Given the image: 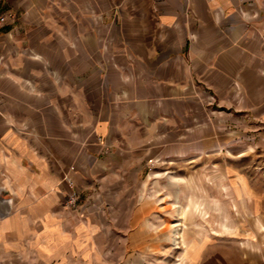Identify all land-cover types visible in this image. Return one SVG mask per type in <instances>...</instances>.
Here are the masks:
<instances>
[{
	"label": "crops",
	"instance_id": "1",
	"mask_svg": "<svg viewBox=\"0 0 264 264\" xmlns=\"http://www.w3.org/2000/svg\"><path fill=\"white\" fill-rule=\"evenodd\" d=\"M5 12L0 264H103L100 234L120 232L107 219L121 203L135 215L154 137H184L216 99H256L264 122V0H0Z\"/></svg>",
	"mask_w": 264,
	"mask_h": 264
},
{
	"label": "rangeland",
	"instance_id": "2",
	"mask_svg": "<svg viewBox=\"0 0 264 264\" xmlns=\"http://www.w3.org/2000/svg\"><path fill=\"white\" fill-rule=\"evenodd\" d=\"M255 101L211 100L188 114L184 137L174 131L153 138V154L138 174L135 215L125 216L124 202L120 216L107 219L120 232L100 234L101 263L264 264V122L256 118ZM221 210L229 231L221 229ZM180 224L187 238L197 239L194 261L181 258Z\"/></svg>",
	"mask_w": 264,
	"mask_h": 264
},
{
	"label": "built area",
	"instance_id": "3",
	"mask_svg": "<svg viewBox=\"0 0 264 264\" xmlns=\"http://www.w3.org/2000/svg\"><path fill=\"white\" fill-rule=\"evenodd\" d=\"M11 15L7 12L5 13H0V26L3 25L7 19L10 17ZM77 200V192L75 190H73L70 195L68 196V198L66 199V203L68 205H73L76 203Z\"/></svg>",
	"mask_w": 264,
	"mask_h": 264
}]
</instances>
